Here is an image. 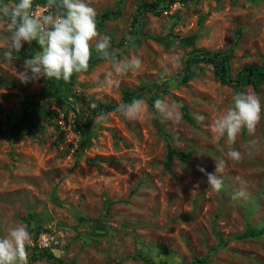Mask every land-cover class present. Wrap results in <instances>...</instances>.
<instances>
[{
	"label": "rangeland",
	"instance_id": "rangeland-1",
	"mask_svg": "<svg viewBox=\"0 0 264 264\" xmlns=\"http://www.w3.org/2000/svg\"><path fill=\"white\" fill-rule=\"evenodd\" d=\"M85 2L96 11L100 36L110 37L109 50H118L120 58L138 56L142 67L114 75L118 88L103 84L112 66L96 52L97 37L87 72L74 73L68 82L24 84L16 69L22 70L39 45L25 43L7 65L2 53L8 30L0 22V238L26 224L32 237L28 264H152L141 257L156 264H190L207 254V264H264V83L258 90L246 82L240 88L223 85L205 64L194 68L188 82H172L190 53L200 50L230 57L233 79L245 66L263 64L264 0ZM151 3L167 8L161 15L140 14ZM37 11L52 10L39 6ZM107 14L111 18L101 25ZM136 18L139 36H133ZM165 81L174 86L163 91ZM236 92L261 98V121L253 134L243 129L235 142L226 136L214 141L209 126L232 106ZM127 93L144 99L145 111L135 120L114 112L98 116L84 139L76 118L85 125L93 104L118 106ZM154 97L178 103L182 120L163 117L151 104ZM199 115L206 119L198 121ZM250 140L257 141L252 155ZM171 149L189 156L169 155ZM230 149L243 158L229 160ZM218 157L226 159V167L223 187L215 192L197 168L214 172ZM239 191L246 195L234 198ZM38 227L55 237L57 243L45 252L56 260L35 246ZM250 231L257 236L234 238Z\"/></svg>",
	"mask_w": 264,
	"mask_h": 264
},
{
	"label": "clouds",
	"instance_id": "clouds-1",
	"mask_svg": "<svg viewBox=\"0 0 264 264\" xmlns=\"http://www.w3.org/2000/svg\"><path fill=\"white\" fill-rule=\"evenodd\" d=\"M39 6L52 11L38 15L32 9L38 10ZM95 18V9L85 0H46V4H38L33 0L0 2V22H5L8 30V35L4 37L7 50L2 53L3 62L12 66L13 52H20L25 43L31 44L35 41L39 45V50L31 53L30 58L24 59L22 70L16 69V78L24 84L38 82L40 79L68 82L74 73L88 71L91 42L99 37L95 41V50L112 66V71L105 74L102 83L118 88L120 81L114 79V75L138 71L142 67V60L138 56L120 58L117 56L118 50L110 51V37L100 36ZM176 46L174 44L173 49ZM179 63L177 56V67ZM231 99L232 106L219 111L209 126L214 141L226 136L229 142H235L243 129L253 134L261 121L262 105L258 95L250 92H236ZM92 107L96 105L93 104ZM154 107L166 119L175 123L182 120L180 105L175 101L168 103V98L156 99ZM145 108L144 99L133 98L130 103L119 104L116 111L127 120H135L145 111ZM213 109L216 110L215 105ZM205 119L203 115L197 116L200 122ZM256 147L257 141L250 140L248 155H252ZM227 158L239 162L243 156L238 150L230 149L227 152ZM214 163V172L209 173L200 166L197 170L207 177L209 190L219 192L224 184L222 173L226 167V159L218 157ZM245 195V192L239 191L234 194V198ZM40 238L41 240L48 238V241L41 244ZM35 240V246L42 251L51 250L57 243L55 237L46 231H41ZM31 242V233L26 224H18L10 228L7 236L0 238V264H28L27 246H30Z\"/></svg>",
	"mask_w": 264,
	"mask_h": 264
},
{
	"label": "trees",
	"instance_id": "trees-1",
	"mask_svg": "<svg viewBox=\"0 0 264 264\" xmlns=\"http://www.w3.org/2000/svg\"><path fill=\"white\" fill-rule=\"evenodd\" d=\"M176 1L177 0H169V4L175 3ZM183 1L187 2L188 0H183ZM251 1H254V0H251ZM166 8L167 7H164V6L161 7V5L159 3H156V4L151 3V4L146 5L143 9H140L139 11H140V14L143 12H151V13H154L156 15H161L162 11H165ZM115 16L117 18V16H119V12H117V14ZM110 18L111 17L108 14L103 15L102 20H101L102 21L101 25H103V22H105L106 20H109ZM140 18L135 19V22L138 25V27L136 24H134L135 33H133V36H136V35L139 36L140 30H141ZM240 35H241V33H240ZM133 38H130L129 40H134L135 38L134 39ZM131 42H133V41H131ZM93 53L94 52L91 53L90 59H94ZM98 60H100V58L95 60V62H98ZM200 64H205V65L211 66L213 69V72L215 74L216 79L221 84L229 85V86H232L233 88H240L243 85H245V82H246V84H248L249 86H252L256 90H258L259 82L262 81L264 83V63L261 65H247V66H245L236 75V77L233 79L230 76V71H231L230 57H227L226 54L221 53V52L213 53L211 51H205V50H200L199 52L190 53V56L186 59V65H185L181 75L176 77L174 79V81H172V82H179V83L188 82L189 80H191L193 78V76L195 74L194 68ZM48 84L51 85L50 82ZM173 86H174V83H171L169 81H165L160 85V88L163 91H166L169 87H173ZM144 89H146V87H144ZM50 94H54V93H50ZM156 99H158V97H154L152 99V101H151L152 105H154V102ZM132 100H133V95L131 93H127L125 95V98H124V103H130ZM116 108H117V106L112 105V104H101V103L97 104L96 107H94V108L92 107L90 109L91 110L90 115H91L92 119H90L85 125L80 124V120L77 117L76 118V124L81 131L82 137L84 139H88L90 137V135L88 136L87 132H88V130H90L89 128L93 123V119H95L98 116H102V115H105V114L111 113V112L118 113L116 111ZM171 154L179 156L182 160H185L187 158V156H189V154L187 155V153L180 152V151L173 150V149H171V151L169 152V155H171ZM170 157L171 156H169V158ZM34 232H36V234L38 235L41 232L40 227L35 229ZM254 232H257V229H255ZM254 232L250 231L248 233H245L244 235L234 237V238L235 239H237V238L238 239H244L247 237H255L257 235ZM260 234H263V231H261ZM222 245H223L222 242L218 243V245H216V247H213L211 249V252H213V253L217 252L218 248ZM42 256L48 257L49 260H51V259L56 260V257L53 254L47 253L45 251L43 252ZM209 256L210 255L207 254L206 256H204L202 258L196 257L190 264H207ZM144 258L145 257H141V259L146 261V262H151L152 264H156V263H153L151 260H146ZM58 263H60V262L58 261Z\"/></svg>",
	"mask_w": 264,
	"mask_h": 264
},
{
	"label": "built area",
	"instance_id": "built-area-1",
	"mask_svg": "<svg viewBox=\"0 0 264 264\" xmlns=\"http://www.w3.org/2000/svg\"><path fill=\"white\" fill-rule=\"evenodd\" d=\"M32 10L35 11L38 14V11L36 9H32ZM40 240H41V238H40ZM45 241H48V238H44L43 240H41V244H44Z\"/></svg>",
	"mask_w": 264,
	"mask_h": 264
}]
</instances>
